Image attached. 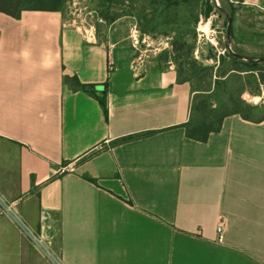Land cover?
Here are the masks:
<instances>
[{"label":"crops","instance_id":"1","mask_svg":"<svg viewBox=\"0 0 264 264\" xmlns=\"http://www.w3.org/2000/svg\"><path fill=\"white\" fill-rule=\"evenodd\" d=\"M130 26L0 12V194L36 231L57 222L60 264H264V119L188 138L190 82L137 63Z\"/></svg>","mask_w":264,"mask_h":264},{"label":"rangeland","instance_id":"2","mask_svg":"<svg viewBox=\"0 0 264 264\" xmlns=\"http://www.w3.org/2000/svg\"><path fill=\"white\" fill-rule=\"evenodd\" d=\"M218 3L229 16L232 14V56L241 54L259 59L264 56V11L253 10L230 0H119L121 5L107 7L99 0H66L62 15L66 24L92 30L102 38L111 17H125L130 23V35L136 31L138 43L131 37L134 57L144 67L159 66L181 70L188 79L193 99L202 93L208 100L222 106L231 105V98L258 109L251 111L253 119L264 115V83L235 65L227 56V19L217 9L206 18V4ZM132 3L133 7L130 6ZM258 91V95L255 94ZM198 100V99H196ZM2 216V215H0ZM2 225L6 233L0 238V264H42V258L51 263L29 237L8 215ZM9 217V218H8ZM48 229L51 251L59 257L58 224ZM11 241H14L11 243ZM10 242V244H9ZM16 243V244H15ZM22 250L29 260L20 261ZM11 258V260L9 258Z\"/></svg>","mask_w":264,"mask_h":264},{"label":"trees","instance_id":"3","mask_svg":"<svg viewBox=\"0 0 264 264\" xmlns=\"http://www.w3.org/2000/svg\"><path fill=\"white\" fill-rule=\"evenodd\" d=\"M102 4L107 5V7H115L121 5L118 3L119 0H99ZM244 0H240L243 2ZM66 0H0V12L10 15L12 17H20L24 11H55L62 12L63 6ZM132 3L130 6L133 7ZM232 17V14H230ZM118 17H111L108 19V25H111L116 21ZM227 56L232 59V63L235 65H243L245 69L238 70L233 68V70L239 72H248L253 77H256L258 84L264 83V61L262 62H251L240 59L236 56H232L229 52ZM254 59V58H252ZM180 81L189 82L188 79H183L181 77V70H177ZM65 82L69 83L75 89H85L77 77H65ZM108 83H105L107 86ZM258 95V91H255ZM205 94L198 93L192 101L191 116L188 122H186L183 127L185 128L186 135L192 140L199 142H206L212 133L219 132L222 128L224 119L232 114H238L246 120H263L264 115L258 119H253L250 115L251 111L258 109L257 106H250L244 104L243 102L237 101L234 97L231 98V105L226 107V111H221L222 106H217L211 103L207 97L202 96ZM100 103L104 109V114L108 120V106L107 99L104 96L100 99ZM151 132L143 133L140 135H135L129 137V139L137 138L143 135H148ZM123 141V140H122ZM95 182V181H94Z\"/></svg>","mask_w":264,"mask_h":264},{"label":"built area","instance_id":"4","mask_svg":"<svg viewBox=\"0 0 264 264\" xmlns=\"http://www.w3.org/2000/svg\"><path fill=\"white\" fill-rule=\"evenodd\" d=\"M218 4V3H217ZM131 37L135 41L134 44L138 43L136 38V31L131 33ZM137 63H140V60H137ZM75 168L72 163H68L65 165H62L58 171L60 173L65 172H72ZM0 215H8L12 218V220L19 225V227L22 229V231L29 237V239L36 245V247L44 253L52 264H60L59 257H56L54 253L51 251V242L47 239L48 230L47 229H40L39 231H36L32 229L19 214L8 204H6V201L4 200L3 196L0 194ZM223 230L222 226L218 227V233L221 234Z\"/></svg>","mask_w":264,"mask_h":264},{"label":"water","instance_id":"5","mask_svg":"<svg viewBox=\"0 0 264 264\" xmlns=\"http://www.w3.org/2000/svg\"><path fill=\"white\" fill-rule=\"evenodd\" d=\"M214 8L217 9L227 19V48H228L229 53L232 54L233 52L230 48L232 19L225 9L221 8L216 2L213 5L209 1L206 4V11H205L206 18L209 17L210 13L213 11ZM234 55L236 57L243 59V60H246V61H251V62H254V61L255 62H262V61H264V56L259 58V59H252V58H248V57L241 55V54H234Z\"/></svg>","mask_w":264,"mask_h":264}]
</instances>
